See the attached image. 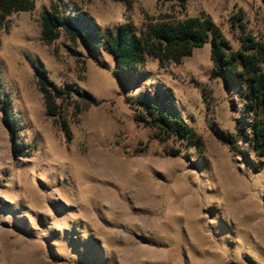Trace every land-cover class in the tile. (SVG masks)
Wrapping results in <instances>:
<instances>
[{
	"label": "rangeland",
	"instance_id": "obj_1",
	"mask_svg": "<svg viewBox=\"0 0 264 264\" xmlns=\"http://www.w3.org/2000/svg\"><path fill=\"white\" fill-rule=\"evenodd\" d=\"M52 1L95 43L98 29L165 16H209L234 50L243 34L264 39L262 0H38L12 15L0 34V99L25 153L12 152L0 101V264H264V157L248 142L238 155L225 144L247 118L237 81L214 75L211 42L180 64L149 58L119 76L104 48L43 43ZM37 68L78 93L65 123L48 115ZM145 101L202 145L155 137L135 119Z\"/></svg>",
	"mask_w": 264,
	"mask_h": 264
},
{
	"label": "trees",
	"instance_id": "obj_2",
	"mask_svg": "<svg viewBox=\"0 0 264 264\" xmlns=\"http://www.w3.org/2000/svg\"><path fill=\"white\" fill-rule=\"evenodd\" d=\"M37 1L0 0V34L7 30L12 15L34 11ZM117 1L131 3L134 0ZM181 1L185 5L188 0ZM262 2L264 4V0ZM41 37L46 45H52L61 37L75 45L82 42L89 54L104 48L116 59L119 76L127 71L139 69L149 58L157 59L162 65L180 64L196 49L211 42L214 75L225 74L237 81L247 118L245 125L236 130L234 137L227 138L225 144L238 155L240 143L248 142L256 156L264 157V39H258L252 34H243L240 38L241 47L234 50L209 16L184 19L165 16L148 21L140 29L132 22L111 29H98L96 37L99 42L95 43L86 32L75 25L73 18L68 16L63 6L56 1H52L50 10L41 15ZM36 77L48 115L55 122L59 119L65 123L66 107L70 99L78 93L69 85H56L42 68L36 69ZM0 101L4 112L3 121L11 135L12 152L15 156H24L23 147L17 142L19 129L11 115V101ZM142 105L141 109L133 108L137 112L135 119L153 129L155 137L161 141L181 139L202 145L201 137L181 118L168 115L151 102L145 101ZM75 108L76 115L83 110L80 104Z\"/></svg>",
	"mask_w": 264,
	"mask_h": 264
}]
</instances>
